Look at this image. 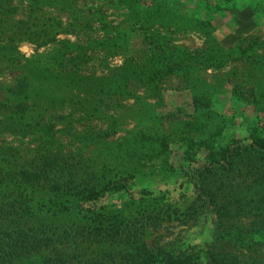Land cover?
I'll use <instances>...</instances> for the list:
<instances>
[{"label":"rangeland","instance_id":"rangeland-1","mask_svg":"<svg viewBox=\"0 0 264 264\" xmlns=\"http://www.w3.org/2000/svg\"><path fill=\"white\" fill-rule=\"evenodd\" d=\"M68 1L72 15L49 0L38 7L40 30L59 16L56 38L82 48L61 78L33 60L46 57L51 66L59 53L72 54L58 53L50 39L35 42L28 0H6L13 10L0 22L5 31L18 21L24 27L0 34V170L17 180L34 159L59 155L96 175L94 199L59 202L52 211L32 204L35 230L44 212L54 232L42 236L53 240L23 264L59 254L69 264L111 257L126 264L140 243L200 264H264V0ZM128 10L182 17L139 31ZM192 19L211 21L213 34L187 24ZM156 47L180 66L159 98L133 84L128 96L98 92ZM20 58L29 61L27 98L8 94ZM20 103L30 107L25 116L12 111ZM226 147L243 155L222 160ZM13 199L0 189V215Z\"/></svg>","mask_w":264,"mask_h":264},{"label":"trees","instance_id":"trees-1","mask_svg":"<svg viewBox=\"0 0 264 264\" xmlns=\"http://www.w3.org/2000/svg\"><path fill=\"white\" fill-rule=\"evenodd\" d=\"M137 1L139 0H131L132 3H136ZM154 1L156 0H151V3L153 4ZM49 2L53 10H57L60 13H68V15L73 14V10L66 9L70 4L68 0H49ZM5 3L6 0H0V22L8 21L7 16L9 17L11 15L10 10H13L11 6H6ZM28 3L27 18L30 21L29 26L31 27L32 25V27L27 31H30L31 35H34L35 42L50 39L47 42L50 41V44H56L54 50H57L58 53L66 50V56L72 54V57L66 60L64 54L59 53L57 61L51 66L49 65L50 61L46 57H43L44 59L37 58L33 60L34 63H39L41 66L44 65L42 71L50 73L54 71L59 72V74L53 75L56 78L69 74V70L72 69L70 66H73L74 61L77 63V60L80 59L79 55H82V48L75 45L71 40H58L56 38L60 30L58 32L55 30L61 29L63 23V19L59 16L47 19L50 23L49 30H40L39 24L44 19V16L39 14L40 10H43V8H38L39 4H41L40 0H28ZM128 12L126 19L132 21L139 31H149L155 28L160 30L164 27V24L168 23V25H171L177 18L182 17L176 12H163V10H146L145 14L144 11L141 14L142 12L139 10H128ZM3 18L6 19L4 20ZM36 22L37 24H35ZM191 22L206 29L208 36L213 34L211 21L200 19L187 20V24ZM174 26L178 28V23H175ZM16 29L18 31L24 29L22 23L19 21L10 26L7 31H5L4 25H0V34L7 32L6 35L11 36L10 32L13 33ZM156 35L160 37L159 33ZM161 38L165 40L164 45L166 46L167 39L162 36ZM7 39L11 41L10 38ZM67 51L69 52L68 54H66ZM135 61L131 62V64L125 63L119 69L120 74L110 82H107L108 79L103 80L106 83H104V86L98 92L100 94L107 93L113 95L111 93H115L120 96H128L129 86L133 84L139 89L150 92L155 98H159L162 93L161 83L173 75L180 67L177 60H170L159 47L153 49L152 53H149L141 61ZM27 62L29 61L20 58L17 68L9 70L10 75L13 76L12 86L8 89V94L11 97H28L31 90V82L26 74ZM73 67L75 68V66ZM73 80H77V77H73ZM12 111L25 116L30 112V107L28 104L20 103L15 108H12ZM220 153L221 159L227 162L243 155L242 148L231 150L226 147L222 148ZM9 176V173L0 170V189L3 192L5 191V193H9L14 198L9 208L3 210V213L0 215V260H2V264H23L24 260L29 259L36 252L49 247L53 240L42 236L43 234L54 232L53 228L49 226V218L45 216L44 212H40L39 214V218L42 219L40 221L42 225L35 230V218L31 214L32 204H35V202L46 203L51 210L52 206L57 205L59 202L90 200L96 193L92 185L96 175L93 168L82 164L80 161L74 162L69 158L60 157L59 155H43L40 158L34 159L28 168L19 172L16 175L17 180L15 178L10 179ZM206 196L213 202L217 198L216 196L212 198L208 191H206ZM131 255L132 259L126 264H200V261L195 262L192 258L184 257L181 254H153L144 243L136 244L135 250ZM105 259L83 258L77 261L76 264H125L124 262H118L114 257ZM41 264H69V261L64 255L59 254L43 258ZM221 264L239 263L228 259L221 262Z\"/></svg>","mask_w":264,"mask_h":264}]
</instances>
